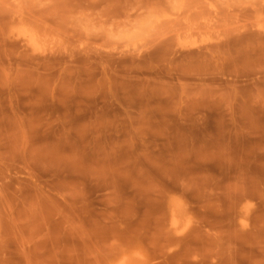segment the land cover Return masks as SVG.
<instances>
[{"label": "rangeland", "instance_id": "rangeland-1", "mask_svg": "<svg viewBox=\"0 0 264 264\" xmlns=\"http://www.w3.org/2000/svg\"><path fill=\"white\" fill-rule=\"evenodd\" d=\"M0 264H264V0H0Z\"/></svg>", "mask_w": 264, "mask_h": 264}, {"label": "bare ground", "instance_id": "bare-ground-1", "mask_svg": "<svg viewBox=\"0 0 264 264\" xmlns=\"http://www.w3.org/2000/svg\"><path fill=\"white\" fill-rule=\"evenodd\" d=\"M32 41V40H31Z\"/></svg>", "mask_w": 264, "mask_h": 264}]
</instances>
